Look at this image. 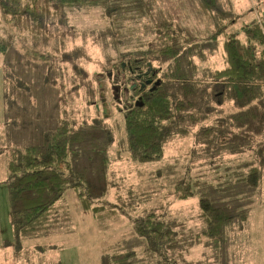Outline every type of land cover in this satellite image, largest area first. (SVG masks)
<instances>
[{
	"label": "rangeland",
	"instance_id": "rangeland-1",
	"mask_svg": "<svg viewBox=\"0 0 264 264\" xmlns=\"http://www.w3.org/2000/svg\"><path fill=\"white\" fill-rule=\"evenodd\" d=\"M220 2L225 19L234 18L236 24L229 21L228 27L220 26L218 16L206 12L199 0L119 2L110 12L105 6L57 9L40 0L42 27L27 18L8 21L0 9V40L9 45L0 54V264H102L104 254L131 250L140 264H264V169L256 194H249L241 181L233 183L240 178L233 170L258 161L255 153L264 138H255L251 152L239 156L233 150L222 152L212 139L208 148L201 138L203 130L212 126L221 131L218 125L228 124L232 131L228 118L238 109L227 101L220 84L209 90L204 114L173 128L183 131L167 138L159 161L136 163L129 150L126 106L135 105L140 94L125 90L135 82L128 81L131 75L120 74L126 56L148 51L171 33L186 52L193 46L195 53L198 46L211 42L214 50L193 57L196 74L203 77L204 72L227 65L224 44L232 33L246 42L253 33L264 35V0ZM248 23L255 27L250 32L243 27ZM256 48L260 54L264 45ZM169 65L170 61H153L150 71L155 81H169ZM62 118L89 123L101 119L109 130L113 142L108 147L109 195L102 199L103 219L84 211L74 192H69L65 203L72 219L68 224L44 236L17 239L10 219L9 153L41 144ZM240 163L245 164L237 167ZM182 184L192 187L191 198H178L182 194L176 189ZM230 194L239 200L252 199L245 204H251L252 211L247 221L227 227L219 255L202 233L205 219L200 200L212 199L235 213L240 207L228 198ZM153 212L173 222L178 233L176 249L164 256L165 261L154 251L147 252L146 243L133 229L137 217Z\"/></svg>",
	"mask_w": 264,
	"mask_h": 264
},
{
	"label": "trees",
	"instance_id": "trees-1",
	"mask_svg": "<svg viewBox=\"0 0 264 264\" xmlns=\"http://www.w3.org/2000/svg\"><path fill=\"white\" fill-rule=\"evenodd\" d=\"M47 1L57 9L78 10L105 6L110 12L116 10L111 7L114 4L139 0ZM199 1L206 12L218 16L220 26L228 27L225 24L229 21L231 25L237 23L234 18L225 19L220 0ZM39 2L40 0H0V9L6 19L9 18L8 21L16 22L27 18L36 26L42 27L44 16ZM165 26L166 24L160 25ZM243 27H247L248 32L255 28L250 23ZM257 30L258 28L255 31ZM170 36L166 41L159 38L148 51L132 53L134 56L130 58L126 56L121 63L126 67L124 71L122 69L121 75H132L135 72L144 76L152 74L150 69L153 61H160L161 64L170 61L167 73L169 81L160 79V84L148 86L143 77L144 84L147 85L144 89H141L143 85L138 81L136 88L133 83V90L126 85V91L140 94L135 105L126 106V130L132 159L139 164L159 161L163 157V145L167 138L178 130L183 131L173 128L184 122L193 123L200 114H204L209 104V90L218 84L222 86L227 101L234 102L238 111L228 118L232 131L228 130V124H225L226 127L218 125L221 131L215 126L208 127L202 132V142L206 147L212 148L209 145L212 139V144H218L223 149L222 152L233 150L236 156L251 152L253 140L264 138V50L259 54L256 48L257 45H264L263 33H253L250 42L232 33L224 44L227 65L210 74L204 72L203 77L197 76V65L193 57H202L206 49L214 50V45L211 42L200 45L195 53L192 52V46L186 52L173 38V33ZM8 46L7 41L0 40V54H5ZM188 54L191 57L189 61ZM151 79L154 80L155 76ZM167 121L168 125L165 124ZM112 142L109 130L101 119L89 123L62 118L56 129L44 135L41 144L11 151L7 160V172L10 219L15 237L21 239L44 236L60 229L62 223L68 224L72 219L71 211L65 203L69 192H74L84 211L91 212L101 221L102 199L109 195L108 147ZM260 142L255 153L258 161L243 170H233L240 177L233 183H244V189L249 194H256L261 190L264 139ZM242 164L245 163H240L237 167ZM176 190L182 194L178 197L181 200L194 195L192 187L187 184L178 186ZM235 196L230 194L228 197L240 207L235 213L212 199L200 200L202 216L205 219L202 233L212 244L214 251L219 250L216 251L219 255L223 253L227 227L235 221H247L252 211L251 204L245 205L252 199L239 200ZM134 221V232L146 243L147 252L154 251L157 256L164 257L176 249L178 233L172 226L173 222L167 221V217L153 212L139 216ZM208 252L210 250L204 253ZM136 257L134 250L112 256L104 254L102 264H140L141 261Z\"/></svg>",
	"mask_w": 264,
	"mask_h": 264
},
{
	"label": "flooded vegetation",
	"instance_id": "flooded-vegetation-1",
	"mask_svg": "<svg viewBox=\"0 0 264 264\" xmlns=\"http://www.w3.org/2000/svg\"><path fill=\"white\" fill-rule=\"evenodd\" d=\"M121 67H122L123 71L126 69L125 64H122ZM135 71L137 72V70H135ZM150 73H151V71H150ZM122 76H126V74L123 73ZM152 76H154L153 73H152L151 75H147V74H145V75L143 76V75H140V74L134 72V74L131 75V79H129V80H131V81H135V82H134V86H135V88H136V87L138 86L137 83H136V81L141 82V86L144 85V81H143V80H144L143 77H144V78L146 79L145 83L147 82V85H148V86H151V85L155 84V79H154V80L151 79ZM125 80H127V79H125ZM148 81H152V82H151L150 84H148ZM126 82H127V81H126ZM147 85H146L145 87H142L141 89L146 88ZM131 89L133 90L132 87H131ZM139 96H140V95H139ZM139 98H140V97H139Z\"/></svg>",
	"mask_w": 264,
	"mask_h": 264
},
{
	"label": "water",
	"instance_id": "water-1",
	"mask_svg": "<svg viewBox=\"0 0 264 264\" xmlns=\"http://www.w3.org/2000/svg\"><path fill=\"white\" fill-rule=\"evenodd\" d=\"M151 82L152 81H148V84H150ZM158 84H160L159 80L155 82V86L158 85ZM145 86H146V84H144L142 87H145Z\"/></svg>",
	"mask_w": 264,
	"mask_h": 264
}]
</instances>
